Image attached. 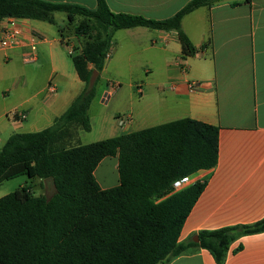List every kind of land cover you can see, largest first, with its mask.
Returning a JSON list of instances; mask_svg holds the SVG:
<instances>
[{"label": "crops", "instance_id": "0c3cea01", "mask_svg": "<svg viewBox=\"0 0 264 264\" xmlns=\"http://www.w3.org/2000/svg\"><path fill=\"white\" fill-rule=\"evenodd\" d=\"M49 1L96 7V0ZM105 1L115 12L164 19L189 0ZM57 17L55 12L57 30L46 21L18 19L25 36L37 35L35 61L23 60L29 52L25 41L0 46V147L14 132L49 126L83 88L62 44V38H69L78 51L80 40L65 30L61 33L58 28L66 27L67 18L57 23ZM7 18H0V39ZM181 28L197 48L193 55H183L175 31L144 26L114 31L96 80L105 85L96 87L88 114L90 129L95 126L98 134L95 141L180 118L218 128L216 164L194 173L205 185L182 225L178 240L184 241L193 240L200 230L248 224L264 216V0H219L199 6L184 15ZM49 81L54 92L46 89ZM111 81L118 86L104 102ZM189 82H194L193 89ZM118 116L127 117V123L120 126ZM112 157L105 170L116 169L114 182L105 185L96 177L105 157L93 171L102 188L119 183L117 156ZM162 263L218 264L204 248ZM221 264H264V231L232 241Z\"/></svg>", "mask_w": 264, "mask_h": 264}, {"label": "trees", "instance_id": "16d2710c", "mask_svg": "<svg viewBox=\"0 0 264 264\" xmlns=\"http://www.w3.org/2000/svg\"><path fill=\"white\" fill-rule=\"evenodd\" d=\"M219 0H189L164 19L112 11L105 0L95 8L49 0H0V18L55 23L67 18L81 47L70 54L84 83L80 93L43 129L14 132L0 147V183L18 174L50 179L51 195L23 185L0 197V264H160L197 248L223 263L229 244L242 235L264 231V216L248 224L200 230L198 240L179 235L205 181L172 191V181L218 159V128L180 118L89 143L76 142L90 130L88 108L114 31L144 26L175 31L183 55L197 48L181 28L187 13ZM69 33V32H68ZM89 64L92 66L89 67ZM98 77L96 78V80ZM117 156L119 183L102 188L93 174L100 160Z\"/></svg>", "mask_w": 264, "mask_h": 264}, {"label": "built area", "instance_id": "2783aa9c", "mask_svg": "<svg viewBox=\"0 0 264 264\" xmlns=\"http://www.w3.org/2000/svg\"><path fill=\"white\" fill-rule=\"evenodd\" d=\"M17 21L18 18L15 17L7 18V25L3 28V36L0 39V46L3 48H8L25 41L28 44L29 52L23 56V60L25 62H33L36 60L37 35L32 32L25 36L22 28L19 26ZM62 44L67 48L68 53L70 54L74 53V44L69 38H62ZM117 86H118L117 82L114 81L109 82L106 90L102 95V101L107 102ZM188 86L190 89H193L195 87V84L194 82H189ZM46 89L48 92H54L55 86L51 81H49L47 83ZM15 115H17L22 119L26 117L25 113L19 111H16ZM117 121L120 126H123L125 123H127L128 118L118 116ZM195 181H197V179L195 178L194 173L190 175H183L177 177L171 183L172 191L183 189L184 187L188 186L189 184Z\"/></svg>", "mask_w": 264, "mask_h": 264}, {"label": "rangeland", "instance_id": "374dc122", "mask_svg": "<svg viewBox=\"0 0 264 264\" xmlns=\"http://www.w3.org/2000/svg\"><path fill=\"white\" fill-rule=\"evenodd\" d=\"M57 14H58L57 23H62L61 18H63V20L65 19V13L57 12ZM52 27L54 30H57L56 24H53ZM68 32L69 34H72V27L67 28V33ZM65 55L68 62H70L71 59L66 47H65ZM104 85H105L104 81L99 79L95 84V89L97 87V89L99 88L101 90V88H103ZM90 130L80 131L78 137V141L80 143L90 140L95 141L94 139H96V137L98 136L95 126L91 131ZM109 161H114V158L112 156H106L103 159V161L97 166L95 171L97 179L100 180V183L105 185H109L111 182H114L116 178V169L110 167L109 171L105 170V163L106 162L108 163ZM23 185H31V190L36 195L43 194L49 196L54 191V187L50 179H44L42 181H38L36 177L29 178L26 174H18L14 177L5 179L0 183V197L10 192H13L15 189Z\"/></svg>", "mask_w": 264, "mask_h": 264}, {"label": "water", "instance_id": "95a60500", "mask_svg": "<svg viewBox=\"0 0 264 264\" xmlns=\"http://www.w3.org/2000/svg\"><path fill=\"white\" fill-rule=\"evenodd\" d=\"M97 77H98V71L93 70V71L91 72V75H90V78H89V81H88V84H87V88H88V89L91 88V87L93 86V84L95 83ZM193 240H194V241H197V240H198V236L195 235V236L193 237ZM161 264H163V263H161Z\"/></svg>", "mask_w": 264, "mask_h": 264}]
</instances>
